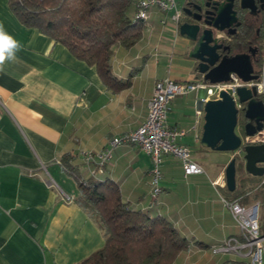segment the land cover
<instances>
[{
    "label": "crops",
    "instance_id": "1",
    "mask_svg": "<svg viewBox=\"0 0 264 264\" xmlns=\"http://www.w3.org/2000/svg\"><path fill=\"white\" fill-rule=\"evenodd\" d=\"M182 4L177 2L179 10ZM167 21L168 12L152 8L141 39L130 49L113 50L112 72L130 85L112 92L94 66L24 25L9 0H0V23L20 45L16 59L6 61L0 71V264H77L103 246L99 226L77 202L79 186L64 171L63 156L82 179L106 180L134 209L168 220L188 242L174 264L247 262L246 255L212 252L230 238L241 240L222 201L234 200L224 179L234 153L223 152V159L214 160L203 147L213 170L191 158L203 172L188 176L178 158L165 155L156 199L150 196L151 157L135 144L114 148L102 172L91 166L95 176L82 174L90 169L81 150L97 153L109 148L113 138L144 122L156 81L168 75L182 83L204 81L188 56L190 42L179 35L180 24ZM165 33L170 41L163 40ZM176 56L184 60L179 75L167 68ZM202 96V89L177 96L167 112L168 125L186 131L178 143L191 152L201 146ZM241 188L243 184L237 183L236 189ZM61 192L73 200L65 201ZM256 202L264 204H250Z\"/></svg>",
    "mask_w": 264,
    "mask_h": 264
},
{
    "label": "trees",
    "instance_id": "2",
    "mask_svg": "<svg viewBox=\"0 0 264 264\" xmlns=\"http://www.w3.org/2000/svg\"><path fill=\"white\" fill-rule=\"evenodd\" d=\"M9 3L24 25L38 29L75 58L94 66L112 92L130 85L113 74L111 59L116 47L130 49L143 35L145 21L134 17L137 0H9ZM246 34L241 33L238 40H244ZM61 163L78 183L77 202L96 221L104 238L100 249L77 264H174L188 247L187 239L165 218L134 209L106 180L82 179L68 157L63 156ZM228 194L233 201L245 196L244 188ZM254 201L264 203V188L260 187Z\"/></svg>",
    "mask_w": 264,
    "mask_h": 264
},
{
    "label": "built area",
    "instance_id": "3",
    "mask_svg": "<svg viewBox=\"0 0 264 264\" xmlns=\"http://www.w3.org/2000/svg\"><path fill=\"white\" fill-rule=\"evenodd\" d=\"M152 8H157L162 12L169 13V19L178 24L180 10L177 7L176 0H137V9L135 12L136 20H148ZM165 19L162 23H165ZM221 36V35H218ZM257 74L256 80L248 82L242 81L235 74L231 75V81L216 84L207 82H188L182 83L174 80L169 75L155 82L153 92L147 103V116L135 130L121 137L113 138L110 147L97 153H91L87 150H81L80 155L83 158L88 169L96 165L98 172H102L103 166L111 159L112 150L121 144H135L151 157L152 168L149 172L150 177V195L156 199L161 192L159 180L161 178L160 167L165 155H172L178 158L182 163L184 176L191 174H200L203 169L200 165L193 162L190 158V149L178 143V139L186 134L183 129L172 128L167 122V112L170 103L177 96H186L196 89L203 90L201 103L209 100L219 99V93L228 89L236 90L238 87L256 88L259 99L264 101V38L260 46V54L257 65L254 66ZM236 98V95L234 94ZM237 108L241 105L236 103ZM245 144H264V128L256 132L253 136L243 135L241 137V147L234 155L242 154V147ZM89 171L92 172L90 169ZM92 176H95L92 172ZM258 188L264 185V176L261 178ZM51 185V184H50ZM63 199L67 202L74 197L61 192ZM224 205L231 211L237 227L241 232V240L230 238L222 245L212 248L213 254L233 252L238 255H246L248 258L245 264H264V233L260 231L258 216L260 203L256 202L249 205H241L238 200L228 202L222 199ZM245 251V253H242Z\"/></svg>",
    "mask_w": 264,
    "mask_h": 264
},
{
    "label": "water",
    "instance_id": "4",
    "mask_svg": "<svg viewBox=\"0 0 264 264\" xmlns=\"http://www.w3.org/2000/svg\"><path fill=\"white\" fill-rule=\"evenodd\" d=\"M237 1L240 6L238 9L248 11L249 15H256L254 0ZM207 2L202 24L182 22L178 28L179 35L192 43L188 52L189 58L198 62L197 70L209 84L229 82L232 74L244 82L256 80L258 76L254 70L255 53L249 48L248 52L230 54L231 45L221 40V33L240 25L237 10L233 8L235 0ZM190 9L186 8L183 12L185 16L195 19ZM197 21H200L199 18ZM236 103L242 105L243 117L248 120L244 126V135L253 136L264 128V101L258 98L254 86L221 91L219 99L199 103L203 111L200 137L202 147L231 153L241 147V135L235 132L239 111ZM241 150L242 155L238 156L243 161L245 171L253 177L264 176V144H245ZM237 159L236 155L232 157L224 170L225 185L229 192L236 189Z\"/></svg>",
    "mask_w": 264,
    "mask_h": 264
},
{
    "label": "flooded vegetation",
    "instance_id": "5",
    "mask_svg": "<svg viewBox=\"0 0 264 264\" xmlns=\"http://www.w3.org/2000/svg\"><path fill=\"white\" fill-rule=\"evenodd\" d=\"M206 3H208L207 0H186L180 6V17L178 23L180 24L182 22H190L202 24L204 20V11L206 10ZM254 6V8H256V15L252 16L248 14V11L238 9L240 6L238 1L235 0L233 8L237 10V20L240 22V25L238 27L233 26L221 33V40L231 45L230 54L234 52H248V49L250 48V51L255 53L254 66H256L260 54L262 38H264V0H254ZM186 8H191L190 10L194 14L195 19L185 16L183 10ZM198 18L200 20L199 22L197 21ZM230 32L234 33L230 34ZM243 32L247 33L248 35L246 34V38L240 41L238 40V36ZM190 45L192 47L191 42ZM195 63L197 68L198 62L196 60ZM238 110L237 125L243 118L244 122H240V125L242 124L241 130L244 133V126L248 120L243 117L242 105L240 108H238Z\"/></svg>",
    "mask_w": 264,
    "mask_h": 264
},
{
    "label": "rangeland",
    "instance_id": "6",
    "mask_svg": "<svg viewBox=\"0 0 264 264\" xmlns=\"http://www.w3.org/2000/svg\"><path fill=\"white\" fill-rule=\"evenodd\" d=\"M178 4H182L183 0H177ZM169 13H168V21H169ZM169 25V24H168ZM162 37L163 40L165 42L170 41L171 36L167 33H165ZM169 39V40H168ZM184 65V60L180 59L179 60V56H176L175 59L171 62H169V64L167 65V68L170 69V71L173 74H177L179 75L181 73V69H183ZM179 73V74H178ZM193 109L189 110L188 112H186V116L190 117V115L192 114ZM235 132L237 134H240L241 137L244 135L242 130H241V125L240 122L237 125V127L235 128ZM192 152L190 154V158L196 159L197 162L201 163L203 166H205L206 168H209L210 170H213V165H210V162H206L205 159H207L209 156H207V154H205L206 149H204L201 146H196L192 148ZM210 150V149H208ZM207 152V151H206ZM208 152H211L210 157H212L214 160H219V159H223V152L222 151H213L210 150ZM234 156V155H232ZM237 156V165H236V179H237V183L238 184H243V188H244V192H245V196L241 197L238 201L241 205H249L250 203H252L254 201V196L260 191V188H258L259 184L261 183V179L260 177H253L252 175L248 174L245 171L244 168V164L243 161L241 159V155ZM87 174L91 175V171L87 170V169H83L82 170V174ZM254 178V180L256 181H252L251 179ZM261 188H264V185H262ZM151 196V195H150ZM258 222H259V228L260 231L262 233H264V205H261L259 208V216H258ZM237 226V225H236Z\"/></svg>",
    "mask_w": 264,
    "mask_h": 264
},
{
    "label": "clouds",
    "instance_id": "7",
    "mask_svg": "<svg viewBox=\"0 0 264 264\" xmlns=\"http://www.w3.org/2000/svg\"><path fill=\"white\" fill-rule=\"evenodd\" d=\"M19 47L18 42L4 30V25L0 23V71L4 70L6 61L16 59V51Z\"/></svg>",
    "mask_w": 264,
    "mask_h": 264
},
{
    "label": "bare ground",
    "instance_id": "8",
    "mask_svg": "<svg viewBox=\"0 0 264 264\" xmlns=\"http://www.w3.org/2000/svg\"><path fill=\"white\" fill-rule=\"evenodd\" d=\"M232 157H234V156H232ZM236 181H237V179H236Z\"/></svg>",
    "mask_w": 264,
    "mask_h": 264
}]
</instances>
